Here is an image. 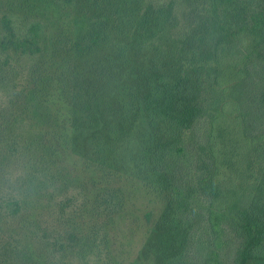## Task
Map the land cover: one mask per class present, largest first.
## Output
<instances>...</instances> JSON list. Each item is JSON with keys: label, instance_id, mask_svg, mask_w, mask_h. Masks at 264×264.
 <instances>
[{"label": "trees", "instance_id": "16d2710c", "mask_svg": "<svg viewBox=\"0 0 264 264\" xmlns=\"http://www.w3.org/2000/svg\"><path fill=\"white\" fill-rule=\"evenodd\" d=\"M54 1L72 17L49 40L48 16L0 0V169L24 163L35 181L26 201L0 198V264H75L77 235L52 245L40 207L63 157L110 184L71 226L98 264H264V0ZM24 59L48 66L19 82ZM119 176L161 209L125 263L108 254Z\"/></svg>", "mask_w": 264, "mask_h": 264}, {"label": "rangeland", "instance_id": "374dc122", "mask_svg": "<svg viewBox=\"0 0 264 264\" xmlns=\"http://www.w3.org/2000/svg\"><path fill=\"white\" fill-rule=\"evenodd\" d=\"M7 1L12 3L14 8L22 10L24 15L39 14L43 16L44 19H46V16H48L52 21L46 31V36L49 40L52 39L55 32H58L63 23L60 26L57 24L62 19L64 21L66 18H68L70 21V18L72 17V12H67L62 6L57 5L54 0ZM28 3L33 4L34 7H27ZM22 4L27 5L25 7ZM38 61L39 60L36 62ZM36 62H29L28 59L21 61L19 65V82H21L23 78V82L25 83V80H27V71L31 68L40 67L43 70V67L46 68L48 66L43 64L44 62H41L37 64L42 66L32 67L36 64ZM45 70L51 75L54 74L52 76L51 82L53 85V90L55 87V92L52 93L53 102H59L62 104L60 98L64 91L59 90L55 84L56 80L54 79V76L62 75L63 71L55 64H51L49 69ZM60 106L61 112H65L64 115H66L67 110L65 109L64 105ZM61 126L63 129L64 125L61 124ZM92 166L93 165L87 166L86 163L82 164L80 160L72 159L70 157H63L54 163L53 171L57 177L60 176L63 187H61L59 191H55L54 186H51L49 189V195H45L47 203L41 204L40 206L41 209H47H43L42 213L44 214L45 219H47L45 224L48 226V232L50 236L49 242L52 245H55V240L65 237L64 234L68 229L71 230L73 234L77 235V238H79L78 234H81L79 232H81L82 229L77 232L74 231L71 226L74 225L75 228H78L79 230V225H81V223H87V221H90L89 219L93 218L89 213L86 212L85 208L88 206H96L98 195L104 192L101 191V188L105 185H110L103 181L104 178L99 171L94 172V168L92 170L89 169V167ZM37 173L41 174L39 171H37ZM112 179L113 182L111 186L119 189L123 193L125 200L121 212L116 211L117 214H112V217H116V220L112 219L108 222V234L110 239V249L108 254L114 256V259L117 261L125 263L127 260H129V258L133 257L138 249L141 248L148 234V229L151 225L145 218L146 212H148V210H152L155 214L154 218H157L158 214L161 212V209L156 203L150 204L148 202V191L144 187L140 185L135 187V184L132 181L125 183L124 177L122 176ZM57 194H61V196L64 195L65 202L62 206H59V200L61 197H57ZM96 219V222H98L99 218L96 217ZM96 222H88L89 224H87V226H90ZM69 235H66V237ZM67 239L70 241L68 244L69 258L72 261L71 258L74 257L75 264H79L78 262H80V264H98L100 262L99 260L101 253L100 249L96 248V245L93 247V250H89L87 252L86 250L80 248L78 244L80 238L77 241L76 239L73 240L74 242L71 241L70 238ZM100 241L101 238L99 237V240L97 241L98 245L100 244ZM150 264H155V262Z\"/></svg>", "mask_w": 264, "mask_h": 264}, {"label": "clouds", "instance_id": "9594fccd", "mask_svg": "<svg viewBox=\"0 0 264 264\" xmlns=\"http://www.w3.org/2000/svg\"><path fill=\"white\" fill-rule=\"evenodd\" d=\"M35 181L30 166L19 163L0 169V198L23 202L32 197Z\"/></svg>", "mask_w": 264, "mask_h": 264}]
</instances>
